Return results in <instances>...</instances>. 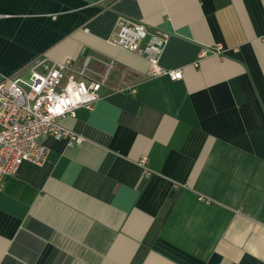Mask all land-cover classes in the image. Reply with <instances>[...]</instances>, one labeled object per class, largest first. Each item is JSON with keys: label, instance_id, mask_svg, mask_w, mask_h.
Wrapping results in <instances>:
<instances>
[{"label": "crops", "instance_id": "crops-1", "mask_svg": "<svg viewBox=\"0 0 264 264\" xmlns=\"http://www.w3.org/2000/svg\"><path fill=\"white\" fill-rule=\"evenodd\" d=\"M119 17L166 33L182 79L113 46ZM262 39L264 0H0V77L113 64L58 121L83 143L39 136L46 161L4 179L0 264H264Z\"/></svg>", "mask_w": 264, "mask_h": 264}, {"label": "built area", "instance_id": "built-area-1", "mask_svg": "<svg viewBox=\"0 0 264 264\" xmlns=\"http://www.w3.org/2000/svg\"><path fill=\"white\" fill-rule=\"evenodd\" d=\"M167 39L166 33L149 31L142 23L119 17L111 44L143 56L151 76L181 80V69L166 70L159 63ZM224 53L225 48L218 43L202 49L199 57H220ZM92 58L86 57L78 70L66 61L53 62L40 71L44 61H38L25 69L26 76L18 72L0 77V191L4 179L14 175L23 162L39 166L46 161L48 150L37 143L39 136L64 140L69 146L83 143L82 137L61 127L58 121L64 116L74 117L78 108L91 111L99 101L100 89L113 64H107L103 74H95L89 68Z\"/></svg>", "mask_w": 264, "mask_h": 264}]
</instances>
